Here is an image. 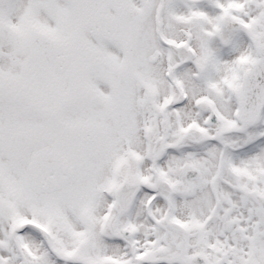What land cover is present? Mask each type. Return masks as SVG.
Masks as SVG:
<instances>
[{"label": "snow or ice", "instance_id": "6c2138e0", "mask_svg": "<svg viewBox=\"0 0 264 264\" xmlns=\"http://www.w3.org/2000/svg\"><path fill=\"white\" fill-rule=\"evenodd\" d=\"M0 264H264V0H0Z\"/></svg>", "mask_w": 264, "mask_h": 264}]
</instances>
